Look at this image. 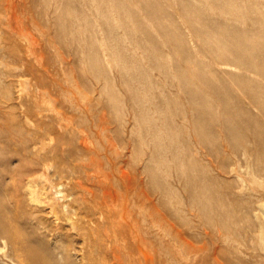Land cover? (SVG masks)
I'll use <instances>...</instances> for the list:
<instances>
[{"label": "rangeland", "instance_id": "1", "mask_svg": "<svg viewBox=\"0 0 264 264\" xmlns=\"http://www.w3.org/2000/svg\"><path fill=\"white\" fill-rule=\"evenodd\" d=\"M245 1L236 0L235 5L241 2L237 5L240 11L233 15L237 19H231L230 26L235 23L246 31L250 27L254 35L264 31V0ZM211 3L0 0V127L4 128H0V211H12L16 203L9 198L14 194L18 197L20 218L13 220V225L19 229L17 237L25 251L16 248L0 229V264H23L22 260L30 256L29 248L45 256L47 264H91L93 257L110 263L111 244L93 247L89 242L90 232L98 227L93 197L101 191L93 178L101 170L110 176L115 173L108 157L132 180L134 228L139 246H144L143 238L147 241L142 251L146 253L137 255L142 264H264V237L259 235V221L264 223V157L259 154L257 158L254 136L244 125H240L242 138L228 134L225 127L236 126V121L226 118V106L197 72L208 70L222 86L221 94L231 90L228 105L235 108V115L249 110L261 122L264 116L241 83L226 80L217 70L230 68L220 64L219 41L199 29L213 20L222 23L227 13L212 10ZM109 9L113 18L110 22L115 26L113 36L98 14ZM250 32L244 38H251ZM117 41L121 42L117 45L121 55L118 61L111 54ZM207 41L212 50L207 49ZM96 56L98 65L93 61ZM109 61H113L111 65ZM175 70L187 73L191 82ZM95 75L102 77L98 80ZM247 76L257 77L250 72ZM148 85L151 89L144 87ZM191 89L199 91L198 95L203 93L204 98L193 102L189 96L190 100L188 95L194 93ZM193 103L213 108L212 115L196 123ZM47 126L53 127L51 137L37 140V130L45 132ZM6 128L11 132L7 134ZM204 135L205 142L201 140ZM161 141L163 148L159 146ZM171 142L177 143V148ZM244 146L253 154L250 159L238 155ZM193 158L206 168L207 175L198 176ZM189 166L197 181L205 180L212 188L206 195L208 213L188 187L189 174L184 170ZM95 178L105 177L98 174ZM117 189L121 202L123 189ZM196 192H204L201 182ZM228 209L234 216L230 222ZM208 216L218 221L210 223ZM102 225L106 227L107 221ZM128 251L122 250L126 254Z\"/></svg>", "mask_w": 264, "mask_h": 264}, {"label": "bare ground", "instance_id": "2", "mask_svg": "<svg viewBox=\"0 0 264 264\" xmlns=\"http://www.w3.org/2000/svg\"><path fill=\"white\" fill-rule=\"evenodd\" d=\"M92 1H94V0H92ZM182 1H184V0H182ZM186 1V0H185ZM200 1V0H199ZM239 1V0H238ZM245 1V0H244ZM71 2V1H70ZM105 2V1H104ZM192 2V1H191ZM203 2V1H202ZM246 2V1H245ZM250 2V1H249ZM248 1H247V3H249ZM204 3V2H203ZM210 3V2H209ZM237 2H236V0H222L221 2H219V1H217V0H212V3L210 4V8L212 9V10H219L220 12H221V14L222 13H224L225 12V14L227 13V15H225V17H224V19H223V21H222V23L221 22H219V24H216L214 21L215 20H213L212 18H210V17H207V18H210V19H212L213 21H211V22H208V23H206V24H204L203 25V27L202 28H198L200 31H202V30H204V31H206V33H208V34H213L212 35V37H215V38H217L218 39V41H219V46L220 47H222V48H220V47H218L219 48V50L221 49V53L219 54V58L221 59V63L220 64H223L224 66H227V67H230L229 69H226V67H225V69H217V70H219L218 72H220L221 74H222V77L224 76L225 78H226V80L227 79H231V80H236V81H238L239 83H241L243 86H244V88L246 89V91H245V93L246 94H248L249 96V98H250V100H251V102H253L258 108H259V110H260V113L262 114V116H264V31L262 30V31H260V30H258V32L254 35V28L252 29V30H254V31H251V32H253V35L255 36L254 38H252L253 37V35H252V37L251 38H244L245 36V34H247L248 32H250L249 31V28H248V32L244 29H241L240 28V26L238 27V26H236L235 25V23L233 24L234 26L233 27H231L230 25L232 24V22H231V24H230V20L232 19H234L235 21H236V19L237 18H234L233 17V15L235 16L236 14H238V11H240V10H237V9H239V7L237 6L239 3L241 4V2H239L237 5H235ZM247 3H245V4H247ZM253 3V2H252ZM257 3V2H256ZM67 4V3H66ZM91 4V3H90ZM94 4V3H93ZM109 4V3H108ZM112 4H114V3H112ZM111 4V5H112ZM170 5H172L171 3H169ZM186 4V3H185ZM184 4V5H185ZM202 4V3H201ZM255 4V2L252 4V5H254ZM70 5V4H69ZM116 5H118V3L116 4ZM156 5V4H155ZM180 5V4H179ZM192 5V4H191ZM197 5V4H196ZM251 5V4H250ZM99 6V5H98ZM107 6V5H106ZM198 6H199V4H198ZM247 6V5H246ZM258 5H256V7H257ZM100 7V6H99ZM103 7V6H102ZM112 7V6H111ZM111 7H109V8H111ZM194 7V6H193ZM95 8V7H94ZM113 8H115V7H113ZM157 8V6L155 7V9ZM201 8V7H200ZM242 8V7H241ZM249 8H250V6H249ZM77 9V8H76ZM103 9V8H102ZM185 9V8H184ZM196 9H197V7H196ZM195 9V10H196ZM203 9V8H202ZM208 9V8H207ZM252 9H254L253 7H252ZM258 9H261V8H258ZM70 10V9H69ZM97 10H99V8L97 9ZM201 10V9H200ZM255 10V9H254ZM113 11H115V10H113ZM189 11V10H188ZM242 11V10H241ZM244 11V10H243ZM243 11H242V14H244L243 13ZM248 11V10H247ZM256 11H257V9H256ZM264 11V10H263ZM262 11V12H263ZM68 12V11H67ZM104 13H101V12H99L98 11V14L99 15H101V18L100 19H102V20H104L107 24L106 25H108V27H110V34L112 35L113 33H114V29H115V26L114 25H112L111 23L112 22H110L111 20H113V18H112V13L110 12V9H109V12L108 13H105V11H103ZM154 12V11H153ZM157 12V11H156ZM186 12V11H185ZM258 13H262L260 10H258L257 11ZM206 13V12H205ZM211 13V12H210ZM209 13V14H210ZM246 13H250V12H246ZM257 13V14H258ZM264 13V12H263ZM262 13V14H263ZM156 14V13H155ZM185 14H188V13H185ZM220 14V15H221ZM252 14V13H251ZM250 14V15H251ZM253 14H255L254 13V11H253ZM85 15V14H84ZM223 15V14H222ZM229 15V16H228ZM239 15V14H238ZM249 15V16H250ZM71 16V15H70ZM189 16H190V14H189ZM206 16V15H205ZM254 16V15H253ZM67 17V16H66ZM74 17V16H73ZM214 17V16H213ZM238 17V16H237ZM245 17V16H244ZM251 17V16H250ZM249 17V18H250ZM264 17V16H263ZM72 18V17H71ZM70 18V19H71ZM195 18H197V17H195ZM239 18H241V17H239ZM252 19H254L253 17H251ZM250 18V19H251ZM257 18V17H256ZM260 18H262V17H260ZM188 19V18H187ZM209 19V20H210ZM217 19H218V17H217ZM244 19V18H243ZM246 19H248V18H246ZM249 19V20H250ZM251 19V20H252ZM258 19V18H257ZM257 19H255V20H257ZM263 19V18H262ZM260 20L261 22L263 21V20ZM220 20V19H219ZM238 20H242V19H238ZM103 21V22H104ZM190 21H191V19H190ZM198 21V20H197ZM201 21H203V19L201 20ZM217 22H218V20H216ZM221 21V20H220ZM240 21H238V22H240ZM258 21V20H257ZM259 21V22H260ZM99 22V21H98ZM104 22V23H105ZM196 22V21H195ZM253 22V21H252ZM80 24V23H79ZM188 24H189V22H188ZM196 24V23H195ZM237 24V23H236ZM243 24V23H242ZM66 25V24H65ZM64 25V26H65ZM161 25V24H160ZM190 25V24H189ZM201 25V24H200ZM239 25H241V24H239ZM259 25H262L261 23H259ZM192 26V25H191ZM196 26V25H195ZM227 26L228 27H230V29L231 30H229V29H227ZM246 26V25H245ZM264 26V25H263ZM263 26H261V27H263ZM158 27H160V26H158ZM164 27H168V26H165L164 25ZM198 26H196V28H197ZM253 27V26H252ZM64 28V27H63ZM163 28V27H162ZM170 28V27H169ZM189 28H190V26H189ZM192 28V27H191ZM190 28V30L192 31V29ZM64 29H66V28H64ZM69 29V28H68ZM165 29V28H164ZM163 29V30H164ZM195 29V28H194ZM250 29V30H251ZM255 29H256V26H255ZM75 30H77L78 31V29H75ZM108 31H109V29H108ZM175 31V30H174ZM204 31H202V34H203V32ZM195 32V31H194ZM250 32V33H251ZM66 33V32H65ZM76 33V32H75ZM164 33H166L165 31H164ZM163 33V34H164ZM191 33H193V32H191ZM171 34V33H170ZM195 34V33H194ZM201 34V33H200ZM113 36V35H112ZM176 36H177V34H176ZM248 36H250V34L248 35ZM182 37V36H181ZM208 37V36H207ZM247 37V36H246ZM175 38V37H174ZM110 39V38H109ZM115 40H118V39H116V38H114ZM176 39H178L179 41H180V39H179V37H176ZM183 39V38H182ZM185 39V38H184ZM113 40V39H112ZM209 41V40H208ZM207 41V42H208ZM211 41H213V40H211ZM174 42H175V40H174ZM173 42V43H174ZM178 42V41H177ZM183 42V41H182ZM203 42H204V40H203ZM205 42H206V40H205ZM205 42H204V44H205ZM210 42V41H209ZM208 42V43H209ZM178 43H180V42H178ZM211 43V42H210ZM210 43H209V45L207 46V49H208V47L210 46ZM120 44H121V42H120ZM119 43H118V41L115 43V45H116V47H115V45H114V51L111 53L112 54V57L114 56V58H116V60L118 61L119 60V56H121V55H119V52H118V50L120 49H117V45H120ZM184 44V43H183ZM203 44V45H204ZM207 44V43H206ZM205 44V45H206ZM216 44H217V42H216ZM106 45V44H105ZM175 45H177V44H175ZM180 45H182L181 43H180ZM184 45H186V42H185V44ZM190 45V44H189ZM189 45L188 46H185V47H189ZM177 46H179V45H177ZM183 46V45H182ZM211 46H213V45H211ZM119 47V46H118ZM121 47V46H120ZM184 47V48H185ZM108 48H110V47H108ZM210 48V47H209ZM212 48V47H211ZM210 48V50H212ZM105 49V48H104ZM103 49V52L105 51ZM188 49V48H187ZM187 49H186V53H187ZM191 49V48H190ZM189 49V50H190ZM214 49V48H213ZM184 50V49H183ZM215 50V49H214ZM217 50V49H216ZM110 51V50H109ZM112 51V50H111ZM122 52H123V50H121ZM108 53V52H107ZM191 53V52H190ZM189 53V54H190ZM196 53V52H195ZM198 53V52H197ZM105 54V53H104ZM109 54V53H108ZM107 54V55H108ZM110 54V55H111ZM193 54V53H192ZM213 54V53H212ZM124 55V54H123ZM123 55H122V57H123ZM155 55V54H154ZM215 55V54H214ZM194 56V55H193ZM192 56V57H193ZM196 56V55H195ZM91 57H93L92 55H91ZM90 56H89V58H91ZM109 57V56H108ZM132 57V56H131ZM134 57V59H135V56H133ZM189 57H191V56H189ZM188 57V58H189ZM191 57V60L193 59ZM217 57H218V55H217ZM128 58H129V56H128ZM157 58H158V56H157ZM186 58H187V56H186ZM93 59V58H92ZM91 59V60H92ZM101 59V58H100ZM121 59H124V58H121ZM130 59V58H129ZM134 59H132V63L134 64ZM190 59V58H189ZM215 59V58H214ZM106 60V59H105ZM108 60H110V59H108ZM112 60H114L113 58H112ZM125 60V59H124ZM162 60V59H161ZM216 60V59H215ZM95 63V65H98V63H99V58L96 56L95 58H94V60H93ZM93 61H91V62H93ZM122 61V60H121ZM120 61V62H121ZM127 61V60H126ZM156 61H157V59H156ZM197 62H198V59L196 60ZM195 61V62H196ZM104 62V61H103ZM103 62H102V64H103ZM107 62V61H106ZM111 62H113V61H109V65H111ZM128 62V61H127ZM130 62H131V60H130ZM135 62H137V60L135 61ZM168 62V61H167ZM200 62V61H199ZM202 62V61H201ZM217 62V63H218ZM123 63H124V61H123ZM123 63H122V65H123ZM160 63V62H159ZM203 63V62H202ZM93 64V65H94ZM120 64V63H119ZM131 64V63H130ZM138 64H139V62H138ZM138 64H136V65H138ZM198 64V63H197ZM205 63H203V65H204ZM219 64V65H220ZM114 65V64H113ZM164 65V64H163ZM167 65V64H166ZM178 65H180L181 66V64H178ZM193 65V64H192ZM99 66H103V65H99ZM115 66V65H114ZM127 66V65H126ZM168 66H170V65H168ZM176 66H177V64H176ZM179 66V67H180ZM197 67H198V65H196ZM200 66V65H199ZM202 66V65H201ZM223 66V67H224ZM109 67V66H108ZM119 67V66H118ZM123 67V66H122ZM128 67V66H127ZM127 67H124V71L126 70V68ZM135 68H136V66H134ZM138 67V66H137ZM165 67V66H164ZM172 67V66H171ZM183 67V66H182ZM182 67H181V69H182ZM190 67V66H189ZM204 66H202V68H203ZM232 67H235V68H238V69H240V70H242V73H237V72H235V71H233V69H232ZM93 68H94V66H93ZM105 68V67H104ZM120 68H121V66H120ZM134 68V69H135ZM140 68V67H139ZM185 68V67H184ZM195 68V67H194ZM97 69V67L95 68V70ZM168 69V68H167ZM166 69V67H165V70H167ZM201 69V68H200ZM205 69V68H204ZM121 69H119V71H120ZM123 70V69H122ZM169 70H170V68H169ZM173 70H174V68H173ZM172 69L170 70V71H173ZM177 70H178V68H177ZM177 70H175V71H177ZM186 70V69H185ZM185 70H183V71H185ZM187 70H188V68H187ZM197 70V69H196ZM215 70V69H214ZM131 71V70H130ZM135 71V70H134ZM133 71V72H134ZM168 71V70H167ZM167 71H165V72H167ZM174 71V74L176 73ZM182 71V70H181ZM188 71H190V70H188ZM193 71V70H192ZM212 71V70H211ZM145 72V71H144ZM179 71H177V73H178ZM197 72V71H196ZM195 71H194V76H195V73H196ZM217 72V71H216ZM254 73L257 77H253V78H250V77H248L247 76V73ZM129 73V70L127 71V74ZM135 73V72H134ZM133 73V75H135ZM177 73H176V76H177ZM180 73V72H179ZM193 73V72H192ZM213 73V72H212ZM137 74V73H136ZM140 74V73H139ZM146 74V73H145ZM180 74H182V73H180ZM179 74V75H180ZM187 73H183L182 75H181V77L183 76V79L185 78L186 79V81L188 80L187 78V75H186ZM190 74V73H189ZM216 74V73H215ZM218 74V73H217ZM98 75V74H97ZM129 75V74H128ZM197 76H199L205 83H207V86H208V88H210L213 92H215L216 94H217V97H219L220 98V102H221V104L223 103L225 106H226V111H227V114H225L226 115V118H228V120H230V121H232L233 119H234V122L236 121V126H226L225 127V129H226V131L228 132V134H231V135H238V136H240L241 138L243 137L242 136V134H241V132H240V125L242 126V125H244L245 127H247L251 132H252V134H253V136H254V140H255V143H256V145H257V147H256V149L257 150H254V151H256L255 152V154H256V156H257V158L260 156L259 154H262V156L264 157V121L263 122H261L254 114H252L249 110H244L243 111V114L241 113H239V112H237V113H239L240 115L239 116H237V115H235L236 113H235V108L233 109H231L230 107H232V106H229L230 104H229V100H228V98H227V95L231 92V90H229V88H228V93H227V87L226 88H224L226 91H224V92H226L227 94H221L220 92H219V90H221L220 89V87L222 88V86H219L218 84H217V82L215 81V80H213V77L212 76H210V74L208 73V70L207 71H203V70H200L199 72H197V74H196ZM96 76V75H95ZM139 76V75H138ZM145 76V75H144ZM102 77V76H101ZM101 77H99V78H101ZM131 77H133V76H131ZM179 77V76H178ZM177 77V78H178ZM190 77H191V75H190ZM190 77H189V79H190ZM212 77V78H211ZM96 78H98V76H96ZM99 78H98V80H99ZM192 78H194V77H192ZM196 78V77H195ZM221 78V77H220ZM181 79V78H180ZM183 79H182V81H183ZM197 79H199V78H197ZM191 80V79H190ZM190 80H188V81H190ZM219 80V79H218ZM179 81H181V80H179ZM181 81V82H182ZM191 82V81H190ZM192 82H194V81H192ZM196 82H197V80H196ZM220 82V81H219ZM151 83V82H150ZM188 83V82H187ZM148 83H146V85H147ZM182 84H183V82H182ZM198 84V83H197ZM220 84V83H219ZM186 82H185V90H186ZM191 85V84H190ZM189 85V86H190ZM194 85V84H193ZM196 85V84H195ZM195 85L193 86V87H195ZM200 85V84H199ZM150 86H152V85H150ZM183 87H184V85H182ZM205 86V85H204ZM144 87H147V88H150L149 87V85L148 86H144ZM188 87V86H187ZM197 87V86H196ZM201 87V86H200ZM199 87V88H200ZM192 88V87H191ZM198 88V90H200ZM151 89V88H150ZM149 89V90H150ZM189 89V88H188ZM195 89H197V88H195ZM194 89V90H195ZM204 90H205V88H203ZM146 90V89H145ZM193 90V91H194ZM197 90V91H198ZM191 91H192V89H191ZM192 91V92H193ZM222 91V90H221ZM204 92V91H203ZM208 92V91H207ZM210 92V91H209ZM187 93V92H186ZM198 93H199V91L198 92H196V91H194V93H190V95H188V97L190 96L191 98H192V100H193V102L195 101L196 102V100L199 102V101H201V98H204V95H201V94H203V93H201L200 95H198ZM211 93V92H210ZM213 94V93H212ZM210 95V94H209ZM209 95H207V97L209 96ZM203 96V97H202ZM216 96V95H215ZM190 97H189V99H190ZM210 97V96H209ZM207 98H205V100H206ZM209 99V98H208ZM236 99H237V97H236ZM191 100V99H190ZM205 100H203V101H205ZM210 100V99H209ZM207 101V100H206ZM205 101V102H206ZM209 102V101H208ZM207 103V102H206ZM205 103V104H206ZM195 104H196V106H195ZM199 104H201V102L199 103ZM198 103H193V105L195 106V108H194V110H197L196 111V123H202V122H205V120H206V118H208V116H211L212 115V110H213V108H211V107H208V106H201V105H203V104H201V105H199ZM229 104V105H228ZM227 105H228V107H227ZM224 106V107H225ZM254 113H256V112H254ZM260 113H259V115H260ZM257 115H258V113H257ZM258 115V116H259ZM25 117V116H24ZM238 117V118H237ZM9 121V120H8ZM8 124H10V123H8ZM29 124H31V123H29ZM32 125V124H31ZM5 126V125H4ZM13 126V125H12ZM243 126V127H244ZM1 128V127H0ZM3 128V127H2ZM1 128V129H2ZM12 128V127H11ZM41 128V127H40ZM4 129V128H3ZM5 130H7L6 132H7V134L8 133H10L11 131H10V129L8 128H6ZM12 130V129H11ZM15 131V130H14ZM1 133H2V131H0ZM52 133H53V127L52 126H47V128L45 129V132H42V131H39L38 132V130H37V136L35 137L37 140H39V138H40V136H50V135H52ZM6 134V133H5ZM2 135H3V133H2ZM16 135V134H15ZM8 136V135H7ZM13 136V135H12ZM206 135H204V136H202V138H201V140L202 141H206V137H205ZM33 137V138H34ZM51 137V136H50ZM6 138V137H5ZM11 140L14 138V137H9ZM159 138V137H158ZM8 139V138H7ZM30 140V139H29ZM160 140V139H159ZM25 141V140H24ZM27 141H28V138H27ZM9 142H10V140H9ZM41 142V141H40ZM112 143V142H111ZM29 144V143H28ZM41 144V143H40ZM158 144V143H157ZM156 144V145H157ZM175 144H177V143H174V142H171V146L172 147H176L175 146ZM178 145V144H177ZM114 146V145H113ZM159 146H161L162 148L164 147V143H162V141L160 142V144H159ZM158 146V147H159ZM29 147V146H28ZM131 147V146H130ZM111 148H113V147H111ZM110 148V149H111ZM177 148V147H176ZM31 149V148H30ZM74 150V149H73ZM260 150H261V152H260ZM238 155H240V157H244V158H247V159H250V157L253 155L251 152H250V149L248 148V146H244V148L240 151V153L238 154ZM103 158V157H102ZM112 160H115V159H112ZM41 161V160H40ZM192 162H193V167H197L198 169V176L199 177H201V175L203 176H205V175H207V173H208V171L206 170V168L205 167H202L201 166V164H200V162H199V160L198 159H196V158H193V160H192ZM120 163V162H119ZM184 163V162H183ZM249 163H250V161H249ZM108 164H111L110 166H112L114 169H112V173L113 172H115V173H113L111 176L110 175H107V174H104V172H102V170L101 171H98V174H103L104 175V180H100V179H96L95 178V176H97V175H95L94 176V180L99 184V190H101L99 193L97 192L96 194H94V202L95 203H93V204H95V212H96V214H97V216H98V221H97V224H98V227H97V229L96 230H93V231H91L90 232V236H89V242L92 244V246L94 247V246H96V245H104L105 243H110L111 244V252H110V255H111V257H112V259H110V263L108 262V261H100L97 257H93L92 259H91V264H142V262H141V260L138 258V253H141L142 251H143V249H144V247H145V245L147 244V241L143 238L142 239V244L144 245L143 247H142V245H141V247L139 246V238L137 237V233H136V230H135V228H134V219H133V215H132V212H131V206H132V196L133 195H135V194H133L132 195V193H133V188L134 187H132V180H131V177L128 175V173H126L124 170H123V167H120L119 165H117V163H115V162H113V161H111V160H109V157H108ZM95 165V164H94ZM263 165H264V163H263ZM182 167V166H181ZM190 167V166H189ZM200 167L202 168V169H200ZM253 167V166H252ZM93 168V167H92ZM251 168V167H250ZM91 169V168H90ZM116 169V170H115ZM254 170H252L253 171V174L254 173H256V169L255 168H253ZM186 173H188L189 175H188V187L191 189V190H193V193H192V195H193V197H194V200L197 202V203H200L201 205H202V207H203V211L205 212V213H208L209 212V208H208V203H209V200L207 199V197H206V195L209 193V191H212V188H211V186L210 185H207V183L205 182V180H203V181H201V179H199V181H197L195 178H196V176L194 175V173H193V168H189V169H186V170H184ZM261 171V170H260ZM262 171L264 172V167L262 168ZM119 172H120V174H119ZM8 173L6 172V173H3V176H6ZM109 174V173H108ZM21 175H22V171H20V173H18V175H17V177L18 178H20L21 177ZM16 177V180L18 179ZM134 177V176H133ZM132 177V178H133ZM101 178H103V176L101 177ZM135 179V178H134ZM133 179V180H134ZM202 183V188H203V190H204V192H196V189H197V186H198V184L199 183ZM30 183H31V181H30ZM133 183H135V181L133 182ZM34 185V184H33ZM32 185V186H33ZM98 186V185H97ZM30 187H31V184H30ZM120 188V189H123V196H124V199H123V201H121V202H119V198H118V194H119V191H118V189L117 188ZM35 189H36V186L34 187ZM33 191H34V189L33 188H31ZM135 193V192H134ZM132 195V196H131ZM7 197V196H6ZM11 201H12V203H13V201H15V205H13L14 207H13V209H12V211H9V213L8 212H6V211H4V212H2V211H0V229H2L5 233H7L8 235H9V238L11 239V241L13 242V243H15V247L16 248H18L19 250H21V251H24L23 250V248H21L20 247V242H19V239H18V237H17V232L19 231V229H18V227L16 226V225H13L14 223H13V220L14 221H18L19 220V218H20V206H19V200H18V197L14 194V195H11V197L9 198ZM134 202V201H133ZM52 208H53V204H52ZM233 210V209H232ZM235 210V209H234ZM226 211V214H227V220H228V222H230L232 219H234L233 217L234 216H231V214H230V211H229V209L228 210H225ZM233 212V211H232ZM246 217H247V215H245ZM256 217L258 218V219H260V216H259V214H257L256 215ZM241 220H244V217L242 216L241 218H240ZM257 219V220H258ZM107 221V226L106 227H104L103 225H102V223H103V221ZM12 221V224L10 223ZM207 221L208 222H210V223H212V222H215V221H218V220H216L213 216H208L207 217ZM227 222V223H228ZM258 222V221H257ZM13 226V227H12ZM259 226L261 227V231H260V234L259 235H261V237L263 238L264 237V223L262 222V221H259ZM104 227V228H103ZM82 228V227H81ZM84 228V227H83ZM109 228H111V229H109ZM79 229V228H78ZM110 231H109V230ZM91 237V238H90ZM100 241V242H99ZM89 247V246H88ZM124 248H127L129 251H128V253L129 254H126V252L125 253H123L122 252V250L124 249ZM139 250V251H138ZM141 251V252H140ZM25 252V251H24ZM28 252L30 253V256L29 257H26V259H23L22 260V263L23 264H47L48 262H49V260L45 257V256H43V255H41V253L40 252H38V250H36V249H34V248H29L28 249ZM142 253H146V251L145 252H142ZM141 253V254H142ZM192 253V252H191ZM109 255V254H108ZM242 262V261H241Z\"/></svg>", "mask_w": 264, "mask_h": 264}]
</instances>
